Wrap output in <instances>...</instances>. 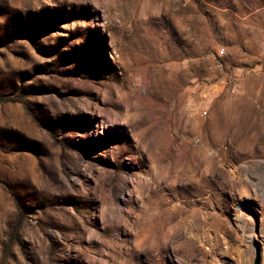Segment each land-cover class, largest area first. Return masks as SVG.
<instances>
[{
  "label": "rangeland",
  "instance_id": "374dc122",
  "mask_svg": "<svg viewBox=\"0 0 264 264\" xmlns=\"http://www.w3.org/2000/svg\"><path fill=\"white\" fill-rule=\"evenodd\" d=\"M263 104L264 0H0V264H264Z\"/></svg>",
  "mask_w": 264,
  "mask_h": 264
},
{
  "label": "built area",
  "instance_id": "2783aa9c",
  "mask_svg": "<svg viewBox=\"0 0 264 264\" xmlns=\"http://www.w3.org/2000/svg\"><path fill=\"white\" fill-rule=\"evenodd\" d=\"M225 49L220 48L216 51V56L214 61L212 62L210 68H217L224 72V77L221 78L220 84L226 88L228 92L231 94H237L241 89V78L238 73V71L233 68L226 70L225 69V63L222 58H224L225 55ZM207 113L204 111L202 112V115H206ZM195 141L199 143L201 139L199 137L195 138Z\"/></svg>",
  "mask_w": 264,
  "mask_h": 264
},
{
  "label": "crops",
  "instance_id": "0c3cea01",
  "mask_svg": "<svg viewBox=\"0 0 264 264\" xmlns=\"http://www.w3.org/2000/svg\"><path fill=\"white\" fill-rule=\"evenodd\" d=\"M241 92V91H240ZM240 92H238V93H240ZM229 93V92H228ZM227 92L226 93H224L223 95H221V97H223L222 99H220L221 101H228V98H225L226 96H229V94H228ZM248 96H246L245 98H244V100H245V102L243 101V105H244V107H247V108H254L255 106H261V104H255V103H253L252 101H253V98H252V95L251 94H247ZM241 100H243V97H241ZM263 107H264V104H263ZM264 109V108H263Z\"/></svg>",
  "mask_w": 264,
  "mask_h": 264
}]
</instances>
